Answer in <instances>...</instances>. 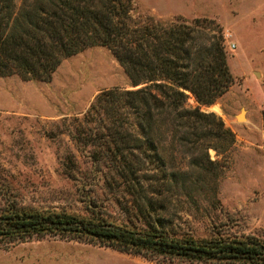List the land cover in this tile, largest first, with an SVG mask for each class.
I'll list each match as a JSON object with an SVG mask.
<instances>
[{"label": "trees", "instance_id": "16d2710c", "mask_svg": "<svg viewBox=\"0 0 264 264\" xmlns=\"http://www.w3.org/2000/svg\"><path fill=\"white\" fill-rule=\"evenodd\" d=\"M131 9V0H0V76L47 81L61 59L101 45L130 86L144 83L99 90L69 134L102 187L126 196L116 200L120 217L100 211L96 196L85 216L12 201L0 208V238L56 234L163 264H264V237L222 223L205 234L172 226L168 205H196L205 189V178L175 159L188 153L190 165L205 170L192 155L202 141L223 152L234 140L213 113L185 105V90L206 105L232 76L213 35L203 43L185 22L136 19ZM60 163L68 177L78 169L72 153Z\"/></svg>", "mask_w": 264, "mask_h": 264}, {"label": "rangeland", "instance_id": "374dc122", "mask_svg": "<svg viewBox=\"0 0 264 264\" xmlns=\"http://www.w3.org/2000/svg\"><path fill=\"white\" fill-rule=\"evenodd\" d=\"M136 19L161 23L182 21L195 27L198 41L213 35L222 47L232 82L209 104H198L185 90V105L211 112L234 135L225 151L205 147L192 153L208 169L188 162L185 153L175 161L192 177L205 178L196 205L182 201L168 205L175 228L205 234L213 224L264 237V0H131ZM140 83L136 86H140ZM121 66L101 45L87 46L59 62L47 81L0 76V208L9 202L36 209L90 213L88 200L96 196L100 211L119 218L118 191L102 187L91 174L88 158L70 139L94 95L109 87L132 88ZM242 109V118L236 114ZM78 169L66 176L60 162L69 154ZM193 161L195 159H192ZM192 161V162H193ZM199 173V174H197ZM0 264H163L56 234L8 241L0 238Z\"/></svg>", "mask_w": 264, "mask_h": 264}, {"label": "water", "instance_id": "95a60500", "mask_svg": "<svg viewBox=\"0 0 264 264\" xmlns=\"http://www.w3.org/2000/svg\"><path fill=\"white\" fill-rule=\"evenodd\" d=\"M236 117H237V118H242V117H243L242 109H240V110L238 111V113L236 114Z\"/></svg>", "mask_w": 264, "mask_h": 264}]
</instances>
